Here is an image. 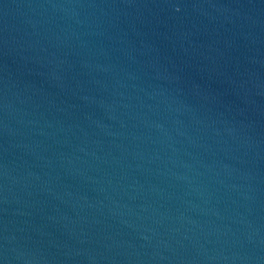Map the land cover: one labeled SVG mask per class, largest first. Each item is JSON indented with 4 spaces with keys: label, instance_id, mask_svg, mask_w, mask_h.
Masks as SVG:
<instances>
[{
    "label": "water",
    "instance_id": "water-1",
    "mask_svg": "<svg viewBox=\"0 0 264 264\" xmlns=\"http://www.w3.org/2000/svg\"><path fill=\"white\" fill-rule=\"evenodd\" d=\"M0 264H264V0H0Z\"/></svg>",
    "mask_w": 264,
    "mask_h": 264
}]
</instances>
